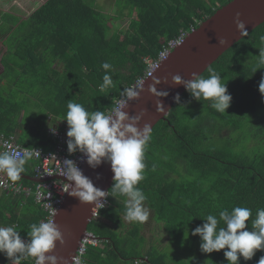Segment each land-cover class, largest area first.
I'll return each mask as SVG.
<instances>
[{
	"label": "trees",
	"instance_id": "trees-1",
	"mask_svg": "<svg viewBox=\"0 0 264 264\" xmlns=\"http://www.w3.org/2000/svg\"><path fill=\"white\" fill-rule=\"evenodd\" d=\"M230 1L115 0L111 14L86 0L48 1L8 39L19 45L8 47L12 57L0 79V138L18 134L21 146L53 150L55 141L47 136V128L66 126L70 100L89 112H110L121 91L144 77L145 58H157L165 44L197 28ZM116 18H128V27L113 31L110 22ZM262 36L264 23L210 66L232 97L226 114L186 91L154 127L147 145L144 179L138 184L147 197L144 203L181 250L186 239V256L199 255L193 264H228L224 250L202 253L200 237L191 234L207 215L250 208L246 225L251 231V220L264 208V97L259 92L264 69L253 72L259 49H264ZM104 62L112 65L114 84L101 92ZM202 75L207 77V70ZM4 82L14 91L2 89ZM35 164L29 158L23 174L35 176ZM125 199L109 195L108 207L89 225L101 242L87 250V264H171L166 246H147L142 224L130 223L127 229ZM44 217L33 197L0 191V226H15L22 239H28L30 225ZM261 256L264 251L250 261L241 257L240 264H258ZM0 264L10 261L0 254Z\"/></svg>",
	"mask_w": 264,
	"mask_h": 264
},
{
	"label": "clouds",
	"instance_id": "clouds-1",
	"mask_svg": "<svg viewBox=\"0 0 264 264\" xmlns=\"http://www.w3.org/2000/svg\"><path fill=\"white\" fill-rule=\"evenodd\" d=\"M235 24L241 35L248 34L239 14ZM261 40H264V36ZM226 43L223 39L219 40L221 46ZM256 58L254 73L264 69V49H259V56ZM101 67L105 74L99 90L103 92L112 87L114 82L109 74L112 65L104 62ZM207 72V77L193 73L188 80L174 75L171 86L182 85L195 101H210L212 109L226 114L232 100L226 83L222 82L221 75L211 67ZM161 82L160 79L153 78L148 87V92L157 98V112H165L161 98L169 94L167 91L157 90ZM163 83L167 84V80ZM143 91V86L123 89L120 99L108 113L99 110L89 112L83 105L70 100L64 118L68 125V153H81L92 169L107 163L114 175L111 189L105 192L95 187L92 180L83 175L73 160L66 159L62 162L61 176L74 183H64L63 191L77 198L81 204L95 205L94 208L100 209L105 206L104 202L109 195L113 198L125 197L123 220L133 224H143L152 215L151 209L144 203L147 197L138 187L144 179V157L152 126L145 123L142 128L139 127L144 112L135 116H129L126 112L129 102L139 99ZM259 92L264 97V77L259 82ZM174 101L180 104L179 94L174 97ZM32 154L28 149L15 152L0 151V172L6 174L12 182L20 180L25 171L24 165ZM52 157L55 158L54 155ZM44 206L49 205L46 203ZM251 216L252 210L247 207L237 206L231 211L224 209L219 211L218 217L207 215L202 219L205 221L203 225L196 227L191 234L200 237L202 253L211 254L224 250L228 264H240L241 257L250 261L257 251H264V208L257 210L255 219L251 220L252 230L249 231L246 222H249ZM27 236V240L22 239L15 226H0V254H3L10 264H22L30 258L34 260V264H60V260L51 253L55 250L57 242L61 245L64 243V238L53 220L31 224ZM258 264H264V256L260 257Z\"/></svg>",
	"mask_w": 264,
	"mask_h": 264
},
{
	"label": "water",
	"instance_id": "water-1",
	"mask_svg": "<svg viewBox=\"0 0 264 264\" xmlns=\"http://www.w3.org/2000/svg\"><path fill=\"white\" fill-rule=\"evenodd\" d=\"M237 14L246 25V31L249 34L264 23V0H232L217 9L214 14L202 21L186 36L184 41L162 61L154 73L139 86L144 87L139 99L129 102L126 109L129 116L145 113L139 127L142 128L145 123H148L152 126V133L154 127L161 120H165L170 113L176 103L174 97L177 94L181 97L186 92L182 85L171 86V79L174 75H180L185 80L190 79L193 73L202 75L219 57L246 36L241 35L237 30L235 24ZM221 39L227 42L223 46L219 44ZM153 78L162 81L157 86L158 91L169 93L167 97L161 98L165 112H157V98L148 92ZM165 80H167V84L163 83ZM82 173L92 180L95 187L105 192L109 191L113 185L114 174L107 163H102L96 169L90 168L85 163ZM21 178L33 183L46 181L23 173ZM94 207L95 205L81 204L77 198L66 195L54 220L63 235L64 243L61 245L57 242L55 250L51 253L60 260V264H73L72 258L88 230Z\"/></svg>",
	"mask_w": 264,
	"mask_h": 264
},
{
	"label": "built area",
	"instance_id": "built-area-1",
	"mask_svg": "<svg viewBox=\"0 0 264 264\" xmlns=\"http://www.w3.org/2000/svg\"><path fill=\"white\" fill-rule=\"evenodd\" d=\"M195 28H192L190 31H182V33L175 39L169 41L163 46V49L158 54L157 58H145V62L148 65L147 71L143 78L136 81L131 87H139L147 77H150L154 71L159 67V65L164 61L169 54L180 45L186 36L193 31ZM67 130L68 125L64 128L50 127L47 130V135L50 139L55 141V148L51 151H46L41 147H24L21 146L14 135L4 136L0 138V146L2 151H22L28 149L32 152L30 158H32L36 165L34 166L33 171L35 172V177L40 179H45L46 181L35 183L34 187L26 186L20 181L12 182L8 179L6 174L0 172V191L5 192L6 194H12L14 196H20L23 198L33 197L35 203L41 207L45 213V217L42 221L46 220H55L59 210L61 209L67 193L63 191L65 187L64 183H71L67 181L66 177L61 176L62 162L66 159L73 160L80 170H83V167L86 163V158L82 156L81 153L76 152L74 154H69L67 150ZM37 151L39 155L36 154ZM55 156L52 157V156ZM59 177V178H57ZM48 204V207H45V204ZM105 206L103 208H93L92 218L90 224L97 220L100 216V213L105 210L109 205V197L106 198L104 202ZM89 224V225H90ZM27 240V239H24ZM101 242V239L97 237L92 231L88 230L85 232L83 238L81 239L77 252L72 258L73 264H87L85 256L89 247H97ZM141 261H136V264H139Z\"/></svg>",
	"mask_w": 264,
	"mask_h": 264
},
{
	"label": "crops",
	"instance_id": "crops-1",
	"mask_svg": "<svg viewBox=\"0 0 264 264\" xmlns=\"http://www.w3.org/2000/svg\"><path fill=\"white\" fill-rule=\"evenodd\" d=\"M48 1L50 0H0V79L5 76L6 70L4 66H6V63L10 62L12 57L8 53V47H12L11 44L16 42H8L9 37L16 32L20 22L29 19ZM100 1L102 0H86L87 3L91 4L92 6H97L102 11ZM112 1L114 6L115 0ZM102 12L106 13L105 11ZM18 45L19 43H17V45L15 43V46ZM3 84L6 83L4 82ZM0 86H2V84H0ZM13 91L14 90H10V92ZM6 92L9 91L6 90ZM17 135L15 134L14 136L18 142Z\"/></svg>",
	"mask_w": 264,
	"mask_h": 264
},
{
	"label": "rangeland",
	"instance_id": "rangeland-1",
	"mask_svg": "<svg viewBox=\"0 0 264 264\" xmlns=\"http://www.w3.org/2000/svg\"><path fill=\"white\" fill-rule=\"evenodd\" d=\"M100 3H101L102 11H105L106 13L111 14L112 9L114 7L113 1L112 0H102L100 1ZM135 15L136 14H134L132 17H135ZM129 23L130 21L128 20V18H125V19L116 18V19L111 20L110 25L113 31H119V30L126 29ZM6 84L7 85L3 86L2 89H5V91L6 90L10 91V87L8 83ZM52 126L53 125L48 126V127H52ZM145 206L147 205L145 204ZM154 218L155 217H153V212H152V215L150 216L149 220L141 225L142 235L146 239L147 246L152 245V246H155L157 249H162V250H164L163 246H166L165 252L169 253L171 264H193L192 260H194L195 258L198 259L199 255L193 252L194 254L187 253L188 255L186 256V239H185V244L181 250V248L177 246L178 243L176 244L171 238H169L168 234H166L164 227H163L164 224L160 221H156ZM126 223L128 224L127 229H129L131 225L128 222Z\"/></svg>",
	"mask_w": 264,
	"mask_h": 264
},
{
	"label": "bare ground",
	"instance_id": "bare-ground-1",
	"mask_svg": "<svg viewBox=\"0 0 264 264\" xmlns=\"http://www.w3.org/2000/svg\"><path fill=\"white\" fill-rule=\"evenodd\" d=\"M42 148V147H41ZM36 165V164H35Z\"/></svg>",
	"mask_w": 264,
	"mask_h": 264
}]
</instances>
